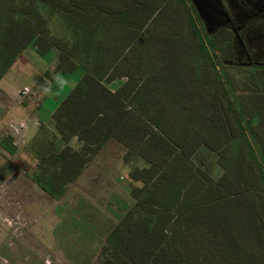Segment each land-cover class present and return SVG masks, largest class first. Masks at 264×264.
I'll return each mask as SVG.
<instances>
[{
  "label": "trees",
  "instance_id": "16d2710c",
  "mask_svg": "<svg viewBox=\"0 0 264 264\" xmlns=\"http://www.w3.org/2000/svg\"><path fill=\"white\" fill-rule=\"evenodd\" d=\"M38 1L45 0L19 5L0 0V79L28 47L39 56L56 49L54 70L37 81L43 89L55 74L71 72L77 64L71 49L48 32ZM47 1L127 29L132 14L147 12L142 28L169 9L191 47L193 93L184 91V77H162L151 63L144 71L137 58L126 65L128 58L118 55L100 69L107 75L122 69L127 81L121 87L109 90L96 68L82 67L84 75L52 114L54 132L41 124L25 144L37 160L31 180L52 199L65 193L107 143L123 150L129 177L140 185L129 189L134 202L103 240L96 264H264V93L258 91L264 65L238 68V74L237 67L224 66L218 43H231L225 36L217 41L216 33L207 35L188 0ZM137 43L138 37L131 36L126 48ZM176 86L179 93L170 96ZM203 121L217 130L216 142H192ZM73 138L79 148L69 145ZM12 141L0 138V148L14 154ZM204 145L216 155L221 179L211 178L192 160Z\"/></svg>",
  "mask_w": 264,
  "mask_h": 264
},
{
  "label": "rangeland",
  "instance_id": "374dc122",
  "mask_svg": "<svg viewBox=\"0 0 264 264\" xmlns=\"http://www.w3.org/2000/svg\"><path fill=\"white\" fill-rule=\"evenodd\" d=\"M11 1L19 5L24 0ZM188 1L202 21L205 32L216 33L217 41L224 38L223 36L227 37L230 43L233 39L236 50L238 39L224 33L229 30L228 28L220 27L226 23L228 19L226 15L232 16L236 8L233 2L231 0ZM42 2L38 1L36 5L42 8L48 32L58 38L66 48L71 49L70 54L74 63L77 64L70 73L56 74L54 80L57 90L45 103L46 107H54L58 103L55 97L62 99L76 85L84 75L85 71L82 67L93 70L96 68L101 82L108 89L117 90L127 81V77L121 75L122 69H112L107 75L105 68L100 69V67L105 66L106 63L111 64L113 58L115 61L118 55H123V59L128 58L124 63L126 65H131V61L137 58L139 65L144 64V71L148 70L147 64L151 63L156 67V74L159 73L161 76L166 74L165 76H169L172 80L175 78L180 80L184 77L186 93H193L196 89L192 65L189 64L190 43L186 33L182 32L183 29L175 11L164 9L156 17L154 15L151 18L153 21H149L150 23L148 22L147 26L142 28L139 26L147 12L140 11L128 17L127 24L131 28L127 29L126 24L116 25L112 20H101L98 17H91L90 14L79 15L67 8L52 5L47 0ZM253 2H256V6L262 5L258 0ZM230 19L232 18L228 19V23ZM263 19L262 17L252 19V22H255L252 24L255 30L252 27L242 30H246L248 34H240L243 45L238 41L241 49L239 48L240 51L237 49L235 55L232 54L231 46L224 48L225 56L221 57L222 63L232 69L237 67L236 74H238V68L246 70L252 65H264V28L261 30V22H259ZM257 26L259 28H256ZM135 35L138 37V45L129 44L126 48L129 38ZM24 52H27L26 55L21 54L20 58L33 64L29 49L22 53ZM218 55L220 56V53ZM51 57L52 55L48 54L41 62L46 64ZM229 62H233V65L231 66ZM37 63L41 64L36 61L35 64ZM261 77L263 78L264 74ZM259 84L258 91L264 93V83L259 82ZM24 87L18 90L19 96L22 95L21 91ZM192 87L193 91H191ZM29 88L30 91L25 97L33 101L35 98L33 86ZM51 89L52 84L48 85L45 91L50 92ZM177 93H179L178 86L174 90L171 88L169 95L174 96ZM43 96L44 94L39 96V100ZM33 106L30 107L34 108ZM198 117L194 116L188 124L193 126ZM199 126L201 127L198 128L197 134L193 132L194 136L191 137L193 143H199L201 139L212 141V143L217 141V130L211 131L212 125L209 122L203 121ZM20 136L15 134L14 142L17 145L20 144L19 141L21 142ZM55 140H59L58 137ZM223 140V134L220 133V143ZM70 146H74V143H70ZM228 150L227 161H231L234 153L230 148ZM100 155L106 159V164L103 162V165L116 168V160L122 157L123 151L118 144L110 142L102 148ZM192 160L200 165L211 178L215 180L222 178L223 169L218 164L216 155L207 148V145L197 149ZM36 162L30 149L25 146L14 154H8L0 148V264H89L94 250L96 247L99 249L109 233L110 227L107 225L114 221L112 217H115L119 210L117 205L114 202H107L104 210L86 212L83 220L71 221L66 215L63 216L60 210L55 209L67 208L68 204L79 199H88L100 208L101 198L105 197V194L99 193L95 187L91 191L88 188L85 190L83 180L85 175L81 179L77 178L80 173L76 177L77 181L73 180L67 185L61 197L52 199L31 180V174L37 167ZM118 172L119 170H114L111 174L116 182L126 185L125 174L121 172L123 174L121 179L120 174H115ZM97 176L93 181L101 180L102 176ZM98 258L99 256L91 264H96Z\"/></svg>",
  "mask_w": 264,
  "mask_h": 264
},
{
  "label": "crops",
  "instance_id": "0c3cea01",
  "mask_svg": "<svg viewBox=\"0 0 264 264\" xmlns=\"http://www.w3.org/2000/svg\"><path fill=\"white\" fill-rule=\"evenodd\" d=\"M257 1V0H255ZM233 4L236 6L234 11L232 12V16L226 15L227 18L230 19V22L228 23V19L226 23H223L221 28H228L229 30L225 31L224 33H228L233 35V37L237 38V48L239 50L238 41L242 43V38L240 37V34H248V32L242 31L243 29H249L253 28L252 22L254 17H262L264 18V0H258V2L262 3L261 6H256V2H253V0H231ZM227 14V12H226ZM261 22V30L264 28V19L260 20ZM256 28H259L258 26ZM255 30V28H253ZM205 31V30H204ZM206 33V32H205ZM213 33V31H212ZM252 33V32H251ZM207 35H212L211 33ZM236 34V36H235ZM263 35V33H260ZM229 45L231 46L232 54L235 55V44L233 42ZM218 47L224 49L225 45L222 41L218 43ZM30 53L32 56L30 57L31 60H33L32 63H27L26 60L21 59V55L15 60V62L11 65V67L8 69V71L4 74V76L0 79V137H11L13 140V144L16 146V151L20 150L21 148H24L25 144H27L32 137L38 132L39 126L46 125L51 133L54 132L53 123H52V114L57 107V105L64 99L65 95L62 99H59L58 97H55L57 100V104L53 107H46L45 103L48 101L49 97H52L55 93L56 86H55V78L53 81L48 82V85L52 84V89L50 92H46L48 85L44 87L43 89H39L37 85V81L42 77V74L45 71L54 70L56 61H57V54L58 51L56 49H51L47 54L44 56H39L35 51L33 47H28ZM241 49V48H240ZM26 50V49H25ZM24 50V51H25ZM27 52L21 53L22 55H26ZM48 54H51L52 57L48 60V62L42 63L43 59H45ZM40 62L41 66L37 63ZM42 61V62H41ZM70 73V72H67ZM67 73H57V74H67ZM56 76V74H55ZM25 85H28L29 87L33 86V95L34 100L31 101L30 98L24 96H19L17 93L19 89L24 87ZM49 90V89H48ZM110 90V89H109ZM112 91V90H111ZM44 94L41 100H39V96ZM2 96V97H1ZM31 105H34L30 107ZM16 120H24L26 128L24 130H18V132H15L12 126L14 125V122ZM15 134H20L22 137L21 142L19 141V145H17L14 142ZM75 139V138H73ZM71 140L70 143H74V148H79L80 143L75 139ZM108 144V143H107ZM102 150V149H101ZM87 163V165L83 168V170L80 172L81 174L77 177L79 179L83 177L84 180V188L87 190V188L91 191L93 187L98 190L99 193H104L105 197H102L100 208L93 205L88 199H79L71 204H68L67 208L61 207L55 209L56 211H59L63 213L62 215L65 216L71 221L79 222V220L84 219V214L86 212H94L100 210H104V206L107 202H114L118 207V212L115 215V217H112L114 221L112 223L108 224L107 226L110 227L109 231L112 227L115 226L118 219L126 212V210L133 204V199L130 196L129 189L133 186H139L140 184L133 181L129 177V168L128 166L123 162V155L120 157V159L116 160V168H112L111 166L105 165V157L100 155V152ZM123 151V150H122ZM103 162L105 163L103 165ZM101 163V164H100ZM119 170L118 173L123 178V172L125 177L127 178V184L121 185L120 183L116 182L114 177L111 173L113 171ZM102 176L101 180L99 182H95L93 180L95 176ZM97 176V177H98ZM119 176V175H118ZM76 179H74L75 181ZM77 181V180H76ZM95 207V208H94ZM103 218H106L103 216ZM114 222V223H113ZM101 247V245H100ZM99 247V249H100ZM99 249L94 250V254L91 258V261L89 264L94 261L97 256ZM85 252V247H84ZM81 257V256H80ZM95 264V263H94Z\"/></svg>",
  "mask_w": 264,
  "mask_h": 264
},
{
  "label": "built area",
  "instance_id": "2783aa9c",
  "mask_svg": "<svg viewBox=\"0 0 264 264\" xmlns=\"http://www.w3.org/2000/svg\"><path fill=\"white\" fill-rule=\"evenodd\" d=\"M29 91H30L29 86L24 87L23 90L21 91V94H22L21 96L27 95L29 93ZM25 124L26 123L24 120H16L14 122L15 126H12V127H13L15 132H18V130H24L26 128Z\"/></svg>",
  "mask_w": 264,
  "mask_h": 264
}]
</instances>
